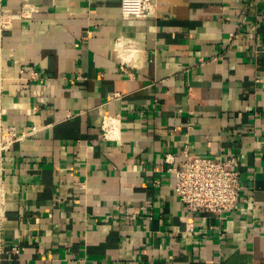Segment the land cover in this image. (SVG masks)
I'll return each mask as SVG.
<instances>
[{"label":"crops","instance_id":"obj_1","mask_svg":"<svg viewBox=\"0 0 264 264\" xmlns=\"http://www.w3.org/2000/svg\"><path fill=\"white\" fill-rule=\"evenodd\" d=\"M155 1L0 0L4 264H264V0ZM187 140L246 155L240 207L193 231L165 161Z\"/></svg>","mask_w":264,"mask_h":264},{"label":"built area","instance_id":"obj_2","mask_svg":"<svg viewBox=\"0 0 264 264\" xmlns=\"http://www.w3.org/2000/svg\"><path fill=\"white\" fill-rule=\"evenodd\" d=\"M156 6L155 0H121V14L124 18H144L150 15ZM6 9L0 2V32L5 28L7 21L12 18L11 15L5 17ZM35 10L32 4H23L24 13H33ZM33 75L37 76V72ZM83 78V75L77 74L68 79L71 84H74ZM36 92L39 95L42 93L40 89ZM119 96L117 92L111 95L112 98ZM114 120L112 116L104 117L103 131L106 139L111 137ZM17 137L14 128L8 132H0V153ZM245 159L246 155L222 157L195 153L190 150L188 140L184 148V160L179 164H175L174 154H166L165 161L172 164L171 170L176 177L175 193L189 213L187 230H194L192 216L194 212L224 214L240 207L242 197L240 165ZM14 252L18 253V248H14ZM0 264H4L1 258Z\"/></svg>","mask_w":264,"mask_h":264},{"label":"bare ground","instance_id":"obj_3","mask_svg":"<svg viewBox=\"0 0 264 264\" xmlns=\"http://www.w3.org/2000/svg\"><path fill=\"white\" fill-rule=\"evenodd\" d=\"M1 190H2V189L0 188V211H1V193H2Z\"/></svg>","mask_w":264,"mask_h":264}]
</instances>
